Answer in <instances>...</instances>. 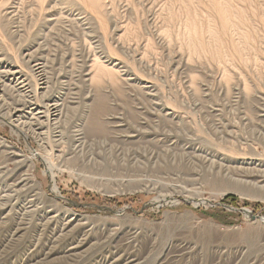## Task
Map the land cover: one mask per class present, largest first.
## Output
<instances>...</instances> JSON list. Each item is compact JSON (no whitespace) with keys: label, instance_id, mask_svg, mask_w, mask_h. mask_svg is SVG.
Returning a JSON list of instances; mask_svg holds the SVG:
<instances>
[{"label":"rangeland","instance_id":"374dc122","mask_svg":"<svg viewBox=\"0 0 264 264\" xmlns=\"http://www.w3.org/2000/svg\"><path fill=\"white\" fill-rule=\"evenodd\" d=\"M0 16V110L33 84L27 53L43 62L45 97L11 118L56 156L52 174L33 159L44 201L1 202L0 264H264V0H0ZM47 99L48 128L27 114ZM5 122L0 194L43 152Z\"/></svg>","mask_w":264,"mask_h":264},{"label":"bare ground","instance_id":"6f19581e","mask_svg":"<svg viewBox=\"0 0 264 264\" xmlns=\"http://www.w3.org/2000/svg\"><path fill=\"white\" fill-rule=\"evenodd\" d=\"M3 11V10H2ZM3 15V14H2ZM14 16V15H13ZM1 17V16H0ZM4 17H6V15H4ZM9 19V18H8ZM10 20V19H9ZM6 28V27H5ZM3 29V28H2ZM7 33V32H6ZM21 35V34H20ZM9 36V35H8ZM20 37V36H19ZM27 60L26 62L24 61V64L27 65V71L30 75V78L33 82V84L28 81V82H25L27 81L25 79V77H23V79H21V76L20 78L16 79V83L14 86H12L11 88H13V90L15 88H17V91L20 95V99L21 101H17V105L15 107H13V109H10V108H7L6 111L4 112H1L0 110V116L3 117V118H6V122L8 124H10L11 126V129L14 133H19V134H22L25 138L29 137V135L33 136L35 139H37V142H38V145L42 148L43 152L41 150H35V151H32V155L25 158V162L27 163L26 166H27V177L25 178H22L24 176H22L21 178L17 175L14 176V179L11 183L10 188L9 190H5L3 192V194H0V204L2 201H7L8 198L10 196H12V194H14L15 196H19V194H23L22 192L24 190H29L31 188H35V194H36V197L39 198V200L41 199V201H44V198L45 196H43L41 193H40V190L38 188V185L35 184L34 182V179H33V173L30 172L32 171L31 169L33 168V159L34 158H41L42 159V163L44 165V169L47 173L52 174V171L53 169L55 168V163H54V160L56 159V156H54L55 154V151L53 150V147L50 145V148L48 147L47 142H46V136L47 134H43L42 135V131L40 132H37V130L33 127H31V124H29L27 121H23L21 120V117H17L16 115V119H12V115H14L15 113H22V117H23V103L22 101L24 100V96L26 97H30V93L32 92L33 94H35L36 96V100L40 99V96H42V98L45 97L46 93V89L48 88V76H47V73L45 71V64L43 62H39L38 60H34V61H31V54L27 53ZM22 58V57H21ZM24 58V57H23ZM22 58V59H23ZM98 65V64H97ZM102 68V67H101ZM3 69V68H2ZM2 71V70H1ZM11 70L9 68H7V70H3L2 72L5 73H9ZM11 73H16V71H14L13 69V72ZM19 76V75H18ZM96 77V76H95ZM99 77V76H98ZM7 86V85H6ZM5 85H0V91L4 88H8L6 87ZM10 88V89H11ZM5 90V89H4ZM9 91V90H8ZM6 91V92H8ZM40 91H41V95H40ZM121 91V90H120ZM17 93V94H18ZM16 94V95H17ZM24 95V96H23ZM18 96V95H17ZM2 97H3V94H0V99L2 100ZM33 97V96H32ZM5 99V98H4ZM39 101V100H38ZM25 103V102H24ZM43 103V102H42ZM36 105V106H34ZM62 105V104H61ZM60 105L59 102L57 101H52L50 102L48 99L45 101V103L42 104V108L38 107L36 103H32L28 106V110H27V114H29L31 116V119H34V121H38V126H41L43 124L46 123V128L50 127V126H56L58 125V122L61 121L62 117L63 116V113H62V106ZM65 107V106H64ZM26 113V112H25ZM20 115V114H19ZM0 117V118H1ZM4 120V119H3ZM2 121V120H1ZM5 122V123H6ZM45 136V137H44ZM56 138L53 137V140L52 141H49V142H52V143H56V142H60L61 138L63 139V137H57V135L55 136ZM50 139V138H49ZM48 139V140H49ZM51 140V139H50ZM54 141V142H53ZM62 141V140H61ZM62 143V142H61ZM12 151V150H11ZM16 151V150H15ZM15 151H13V153L11 154L13 156V158H15V156L17 157L18 155L15 153ZM9 155V154H8ZM22 155V154H21ZM20 155V156H21ZM58 157V156H57ZM12 160V158H11ZM22 160V159H21ZM16 161V160H15ZM16 163V162H15ZM18 164V163H17ZM35 167V166H34ZM26 168V167H25ZM24 168V169H25ZM5 170L3 169H0V173H4ZM7 171V170H6ZM8 172V171H7ZM5 172V173H7ZM24 172V171H23ZM21 173V172H20ZM24 174V173H23ZM22 174V175H23ZM19 175V174H18ZM3 176V175H2ZM1 176V177H2ZM21 176V175H20ZM52 178V177H51ZM5 180V179H4ZM2 181V180H1ZM8 181V180H7ZM5 182V181H4ZM9 184V183H8ZM3 186V185H2ZM35 186V187H34ZM55 198H58L59 195H58V187L56 185V183L54 182V179L52 178L51 179V186H50V190H49ZM11 194V195H10ZM52 195V196H53ZM29 196V195H28ZM34 197V196H33ZM35 197V198H36ZM11 198V197H10ZM9 198V199H10ZM7 199V200H6ZM15 199V198H14ZM28 199V198H27ZM30 199V198H29ZM33 199V198H32ZM31 200V199H30ZM48 201V200H46ZM45 201V202H46ZM52 201V200H51ZM54 201V199H53ZM15 202V201H14ZM18 202H20L18 200ZM25 202V201H24ZM23 203V202H22ZM43 203V202H42ZM49 203V202H48ZM12 204V203H11ZM21 204V203H20ZM19 204V205H20ZM29 204L28 207H23L24 210V214L26 213L27 216H29L30 218L31 217H35V216H38V220L42 223L40 225H42L43 227L44 226H48L52 221H55L54 219V214H49L48 212L45 211V207L42 208V207H39V201H29ZM45 204V203H44ZM43 204V205H44ZM9 205V204H7ZM22 205V204H21ZM53 205V204H52ZM12 206V205H11ZM18 206V205H17ZM5 207V206H4ZM13 208V207H12ZM21 208V207H20ZM1 209V208H0ZM9 209V208H8ZM13 210V209H12ZM11 210V211H12ZM46 210H49V209H46ZM50 211V210H49ZM10 212V211H9ZM249 212L248 210H246V213ZM7 213V212H6ZM5 214V213H4ZM20 214V213H19ZM248 214V213H247ZM6 215V214H5ZM56 215V214H55ZM63 215V214H62ZM3 216V215H2ZM25 216V215H24ZM246 216V215H245ZM6 217V216H5ZM11 217V216H10ZM56 217V216H55ZM59 218V217H58ZM72 219V218H71ZM71 219H68L69 221H72ZM10 220V219H9ZM60 220V219H59ZM73 220H75V218H73ZM79 220V219H78ZM12 221V220H11ZM23 221V220H22ZM25 221V220H24ZM261 223H264V217L260 220ZM60 222V221H59ZM63 222V221H62ZM66 222V221H65ZM24 223V222H23ZM16 224V223H15ZM14 224V225H15ZM21 224V223H20ZM61 224V223H60ZM64 224V223H63ZM66 224V223H65ZM17 225V224H16ZM64 226V225H63ZM70 227V226H69ZM68 227V229H69ZM11 228V227H10ZM34 228V227H33ZM63 228V227H62ZM65 230V229H64ZM14 231V230H13ZM42 233V232H41ZM14 234V233H13ZM39 234V233H38ZM19 235V234H18ZM13 239V238H12ZM85 239V238H84ZM73 243V242H72ZM79 245V244H78ZM73 246V245H71ZM34 247V246H33ZM26 249V248H25ZM51 249V248H50ZM49 249V250H50ZM65 249V248H64ZM76 249V248H75ZM41 251V250H40ZM81 251V250H80ZM35 252V251H34ZM50 252V251H49ZM48 253V252H47ZM51 253V252H50ZM72 253V252H71ZM74 253V252H73ZM103 255V254H102ZM27 259V258H26ZM55 260V259H54ZM53 260V261H54ZM136 263V262H135ZM132 264V263H131Z\"/></svg>","mask_w":264,"mask_h":264},{"label":"water","instance_id":"95a60500","mask_svg":"<svg viewBox=\"0 0 264 264\" xmlns=\"http://www.w3.org/2000/svg\"><path fill=\"white\" fill-rule=\"evenodd\" d=\"M240 211H242V212H244V213H246V209H240ZM248 214H250V217L251 218H253V216L251 215V213L250 212H247Z\"/></svg>","mask_w":264,"mask_h":264}]
</instances>
